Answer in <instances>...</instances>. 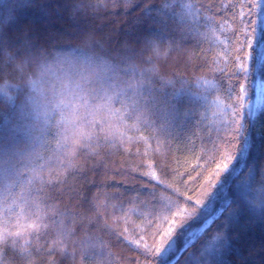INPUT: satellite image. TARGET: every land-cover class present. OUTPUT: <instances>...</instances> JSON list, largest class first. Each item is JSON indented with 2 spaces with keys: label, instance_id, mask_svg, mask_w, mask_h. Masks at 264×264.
I'll return each mask as SVG.
<instances>
[{
  "label": "trees",
  "instance_id": "16d2710c",
  "mask_svg": "<svg viewBox=\"0 0 264 264\" xmlns=\"http://www.w3.org/2000/svg\"><path fill=\"white\" fill-rule=\"evenodd\" d=\"M8 36L25 68L0 49V81L42 52L64 103L25 134L18 90L0 95V264H264V0H30ZM89 53L113 68L102 88ZM82 112L114 134L69 156Z\"/></svg>",
  "mask_w": 264,
  "mask_h": 264
},
{
  "label": "clouds",
  "instance_id": "9594fccd",
  "mask_svg": "<svg viewBox=\"0 0 264 264\" xmlns=\"http://www.w3.org/2000/svg\"><path fill=\"white\" fill-rule=\"evenodd\" d=\"M30 5V0H0V49L8 48L9 54L17 56L21 55L15 61L17 70L25 68V55L21 46H12L9 43L8 30L18 20V13L22 12ZM93 58L96 68L89 76V88H102L104 83L110 78L113 73L111 65L98 54L89 53ZM41 57H44L41 59ZM28 59V64L31 65V70H24L18 76L15 82L4 80L0 81V87L4 89V95H8L7 88H15L18 90L17 105H18V126L19 130L25 134L40 131L48 123L54 119V113L63 104L64 101H59L54 98L51 88L47 85L46 63L47 56L44 53H33ZM91 118H87L84 113L74 116L69 123L71 124L70 132L72 139L70 144L69 156L74 152V148L82 141L94 139L97 136L96 125H102L103 117L96 112L90 113ZM100 131L106 134H111L110 127L101 126ZM23 150V146H20Z\"/></svg>",
  "mask_w": 264,
  "mask_h": 264
},
{
  "label": "snow or ice",
  "instance_id": "6c2138e0",
  "mask_svg": "<svg viewBox=\"0 0 264 264\" xmlns=\"http://www.w3.org/2000/svg\"><path fill=\"white\" fill-rule=\"evenodd\" d=\"M27 46V42H26ZM253 59L264 65V42H257V44L253 47ZM44 57H41L43 59ZM0 95H4V89L3 87H0ZM87 101H85V104ZM110 103H111V97L105 95V96H99L97 95L94 100V108L96 112H104L106 109L110 110ZM114 134V133H111ZM72 137L70 136H65V147L67 148V145L70 144V140ZM91 140V139H89ZM81 144V143H80ZM77 144V145H80ZM70 149L66 151V155H69ZM34 153L30 152L28 149H23L21 150L20 155L22 157H29L30 155H33ZM227 167V165H225ZM0 176H4L5 178H9V170H6L2 167H0ZM35 203V202H34ZM31 227V225H29ZM15 235H20V233H14ZM7 235H13V233H6L2 239L6 240ZM168 235V234H166ZM160 256H164L165 252L167 251V248L164 249H158Z\"/></svg>",
  "mask_w": 264,
  "mask_h": 264
},
{
  "label": "rangeland",
  "instance_id": "374dc122",
  "mask_svg": "<svg viewBox=\"0 0 264 264\" xmlns=\"http://www.w3.org/2000/svg\"><path fill=\"white\" fill-rule=\"evenodd\" d=\"M125 36L123 37V40ZM264 108V82L258 80L254 85V99L251 104V112L255 114ZM211 220H208L204 226H202L198 233H201L209 224Z\"/></svg>",
  "mask_w": 264,
  "mask_h": 264
}]
</instances>
